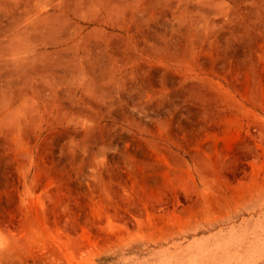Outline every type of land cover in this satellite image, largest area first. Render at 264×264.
<instances>
[{
	"label": "rangeland",
	"instance_id": "obj_1",
	"mask_svg": "<svg viewBox=\"0 0 264 264\" xmlns=\"http://www.w3.org/2000/svg\"><path fill=\"white\" fill-rule=\"evenodd\" d=\"M0 264H264V0H0Z\"/></svg>",
	"mask_w": 264,
	"mask_h": 264
}]
</instances>
